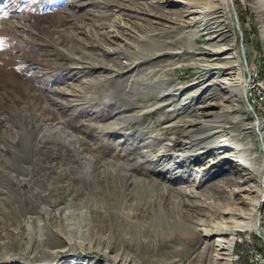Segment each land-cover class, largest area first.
<instances>
[{"label": "rangeland", "instance_id": "374dc122", "mask_svg": "<svg viewBox=\"0 0 264 264\" xmlns=\"http://www.w3.org/2000/svg\"><path fill=\"white\" fill-rule=\"evenodd\" d=\"M203 1L0 0V264H22L21 259L27 264L49 263L44 257L50 255H43L37 242L28 255L23 251L27 246L16 235L26 238L28 232L20 219L23 214H37L43 205L46 213L54 212L56 206L72 205L79 215L80 210L85 211L79 206L86 200L85 193L95 200L84 205L91 211L89 225H94L96 233L88 234L92 245L85 257L96 264L107 258L105 248L109 256L120 255L127 264H247L250 253L264 264V181L247 179L241 186L230 158L218 160L196 187V195L185 197L188 201L177 218L169 210L172 219L165 225L164 215L159 216L157 224L163 226L164 234L158 233L154 223L141 220L137 225L133 215L128 223L134 224L123 236L124 219L118 224L121 217L116 209L99 201L101 197L120 199L128 189L127 176L112 172V160L130 162L131 166L126 165L136 178L143 171L162 178L154 157L144 155L141 139L150 130L155 138L180 144L179 130L194 111L193 115L205 111L208 124L222 123V137L210 144L217 143L213 151L226 135L235 144H250L252 151H262L258 132L264 139V0H209L210 10L217 12L226 34L220 40L208 36L211 21L195 34L187 27L188 18L197 16L192 10ZM116 16L122 25L114 21ZM111 23L119 43L102 36ZM134 42L144 47L133 48ZM147 67L164 69L168 82L161 84L140 70ZM227 72L234 78L236 100L230 104L229 114L222 116L227 107L219 82ZM250 75L257 83L249 82ZM167 84L178 89L161 92ZM242 86L246 93L240 97ZM161 94H167L165 101L139 112L137 98ZM179 100H183L180 105ZM205 102L209 105L204 107ZM200 126L194 127L201 131ZM55 127L64 129L57 133ZM80 152L97 160L92 165L83 160L89 169L84 172L81 168L82 177L76 176L74 167L64 177L51 176L50 167L77 164ZM67 195L72 202L68 205ZM256 199L259 211L251 212ZM170 202L164 199L166 208ZM241 212L246 213L244 220L259 217L260 232L238 229ZM143 216L147 220L150 213ZM72 217L75 230L84 225L81 217ZM197 222L201 223L196 229L190 226ZM223 227L226 233L221 235L217 231ZM187 228L194 229V234H183ZM234 228L224 256L230 259H219L216 249L227 247ZM71 236L73 239L75 234ZM46 237L47 247L59 243L52 233ZM217 237L226 241L216 243Z\"/></svg>", "mask_w": 264, "mask_h": 264}, {"label": "bare ground", "instance_id": "6f19581e", "mask_svg": "<svg viewBox=\"0 0 264 264\" xmlns=\"http://www.w3.org/2000/svg\"><path fill=\"white\" fill-rule=\"evenodd\" d=\"M191 1H194L191 3L197 4L198 0H191ZM208 1L209 0H204L202 4L200 3L198 4V6H195V8L192 11H194L197 16H192L188 18L189 20H188L187 27L192 30L191 34L193 33L195 34V30L197 28L204 27V25L206 26V24H208L207 23L208 21H211L213 24V29L210 30L211 34H208V36L214 35L216 39L220 40L222 38H225L226 34L223 31V27L220 21L218 20V18H216L217 16H215L217 15L216 14L217 12H215L212 9L210 10L211 8L210 6H212V4L208 5ZM114 21L118 25H122L120 22H118L119 21L118 16L115 17ZM107 27H108L107 31L102 33L104 34L102 36H106L108 39L110 40L113 39L114 41H116L117 35H116V29L113 23L107 25ZM141 36L145 37L144 35H141ZM146 38H149V37L147 36ZM117 42L119 43L118 40ZM143 47L144 46L142 44L140 45L136 43L133 48L142 49ZM212 65L217 66L215 64H212ZM140 70L144 72V74L147 72L146 75L148 76L155 77L154 79L159 81L161 84L163 83L165 85L164 82H168V80L164 78L165 77L164 69L156 70L154 68L147 67L145 69L140 68ZM111 71H117V68L112 69ZM233 79L234 78L232 77V73L227 72L225 73V76L222 78V80H220L219 82L222 89L225 90L223 94L225 95L224 100L226 103L225 105L227 107L222 116H225V114L226 115L229 114L228 113V110L230 109L229 106H231L230 104H232L236 100V98H234V91L237 88H235ZM249 80H250L249 81L250 83H253V81L251 80V75L249 76ZM177 89H178L177 87L176 88H174L173 86L169 87V85L167 84L165 89H162L161 92L168 91L172 93V92H175ZM239 89H240V92L238 94L241 97L242 92L244 94L246 93V88L242 86ZM147 95L145 94V96ZM166 95L161 94L159 96H155L154 98H150V99H145L143 97L137 98L136 102H140L139 104H137V107L139 108L138 109L139 112L142 113L146 111L149 105L152 107L159 105L160 103L166 100L165 99ZM150 100H153V101H150ZM183 100H179L177 104L180 105L181 101ZM145 102L147 103L152 102V103L145 105L143 104ZM208 103H206L204 107L209 105ZM247 108L250 111V113H252V108L249 106H247ZM194 112L189 113V115L186 117L187 118L186 121L183 123L181 127L182 129L179 130V134H181L180 144H176L174 141H171V140L168 141V140H161L159 138H155L153 135H150L151 131L149 129H148L149 135H146L147 137L141 139L142 143L145 145V148H146V152H144V155L146 156L150 154L154 157L153 159H154V164L157 168L156 170H158L159 174L162 175V178L159 179L157 177V179H155L154 176H152L153 175L152 171L151 173L149 172V174L147 175L143 174L144 171L140 172L139 175L143 177L137 176L138 178H136L134 177L135 176L134 174H133L134 176H132V174L129 172L130 170H129L128 165L130 164L128 163L130 162H127L125 160H122V161L112 160V162L114 163H110L113 173L117 172L118 170V171H122L127 176L125 180V184H128V189H126L125 192L122 193L123 196L120 199H117V200L111 199L107 201L106 199L101 197L99 198V201L101 204H109L116 209V214L121 217V219L117 218L118 224H120V220L122 221V219H124V223L126 224V226L124 227L123 236L127 233V229L129 230L130 225L132 224V223H128L129 222L128 219L130 217H133V215L136 218L135 222L137 225H139L141 220H144L148 224H151V225L154 223L158 227L157 228L158 233L164 234L163 226L157 224L159 221H161V218L159 216L164 215L165 217L164 222H166L165 225L167 223H170L171 222L170 219H172V218H169V215L167 214L169 210L170 212L173 211L174 213H176V218H177L178 217L177 213L182 212V205L188 201V199H186L185 197L187 195L188 196L196 195V187H198L201 184L202 178L206 174H208L211 171V169H213L214 167L218 165V162H217L218 160L225 162L226 158H230L229 160L234 164V171H236L237 178H238V181L241 183V186L243 185L242 181L247 180V179H255L257 181L259 179H263L264 181V139H263V136L260 134V132H258L259 131L258 128H257V132H258V135L260 136V139L258 140V144L259 146H262L263 148L262 151H259V152L254 151V150L252 151V149H250L251 148L250 144H241V145L235 144L233 142L234 141L233 138L230 135H226L223 138H221L222 144H220L217 151H213L212 147L215 146V144L217 143L215 142L212 145L210 144L214 142L215 139H217L218 137H222V135H219L220 131L222 130L221 128L222 123L220 124L219 121H216L213 124H208L206 123V120H205L206 118H204L206 115L205 111L200 110L198 113H196L198 116H196V114L193 115ZM118 121L119 122L117 123H120L122 121L120 117H118ZM195 124H201L200 128H202V130L197 131V129L194 127ZM256 125H259V123H255V126ZM59 129H64V128L55 127L53 131L57 130V133H58L60 132ZM175 132H177V130H175ZM194 135L195 137L193 138ZM233 144L235 145L234 147L232 146ZM230 148H232V150H229ZM84 159H87L89 163H91V165L97 162L96 159H88L84 154H82V152H80V157L78 159L79 161L77 162V164H71V165L68 164L65 166L57 165L58 167H50L49 170L52 173L51 176L55 177L56 179L60 177H64L66 170H69L70 167H74L75 170H77L78 172L76 176L80 175V177H82L83 175L79 172L81 168L84 172H87V170L89 169L87 165L83 162ZM119 162L123 165L118 164ZM103 163H106V162H103ZM123 166L127 168H124ZM133 172L137 174L138 171L137 169L133 168ZM154 172H157V171H154ZM144 173H147V171ZM135 182L139 183L140 185L138 184V186H135ZM173 186H177V187L173 188ZM114 187L115 189H117L116 186ZM240 189L242 190L243 187H240ZM260 190L261 188H257L256 191L260 192ZM263 190H264V186H263ZM84 195L86 197V200L81 201V203H79L80 204L79 206H83L85 208V211L83 212L82 210H80L79 215L74 213L76 212V210H78L77 207L68 205L72 203L69 195H67L68 198H66L65 200V202H67L68 207L70 206L69 208L62 207V206H56L54 208V212L51 211L53 213L51 212L49 213V211L46 213L45 212L46 206L43 205L38 210L37 214L33 216H30V215L25 216V214H23V217L20 219L19 222L22 223V226L28 233L26 235V238L24 234H21V233L17 234L16 239L23 240L24 244L27 246L26 248H24L25 250H23L25 251L26 255L31 253L29 252L31 246L33 245L36 246L35 244L37 242L41 244V249L39 251H41L43 255L45 254L50 255L49 258L44 257L46 261H49V263H46V264H57V263L60 264L64 262H70L72 264H96L97 261H95L93 258L85 257L86 252L91 249V245H92L91 244L92 238H90L88 234L91 233L94 236V234L96 235V233L94 232V228H93L94 225L92 226L89 225V223L91 222L90 217H92L91 211L89 210L87 205H84L86 204V202H90L91 204V201L93 200L92 199L93 195L89 194V196H87L86 193ZM167 198L170 199L171 202L169 203L170 205L169 206L167 205L168 207L166 208V205H164V199H167ZM93 201L95 202V200ZM259 207H260L259 200L256 199V201H253L250 211L258 212ZM42 211L45 212L46 214L43 215ZM229 212H231V210H229ZM144 213H148V214L150 213V217L147 218V220L143 216ZM74 215L81 217L82 221L85 222L83 226L79 225L76 230L74 229L71 223V221L74 220L72 217ZM245 215L246 213L244 212H241L238 214L239 218H241L238 223V229H250V230L260 232L259 217H255L252 220H250L249 218H247L248 220H244L246 218ZM200 223L201 222L190 224V226L196 229V227H198ZM173 224L177 225V222ZM16 229L17 231L19 230L18 228ZM194 229L192 230V229L187 228V230L184 231L183 234H186L191 231V235H193ZM199 229L202 230V228H199ZM235 229L236 228L232 229L229 233L230 237L228 238V241H227V247H223V246L217 247L216 255H218L219 259H228V257L224 258V256L228 255V252H229L228 247L231 245L230 244L231 240H233V235H234L233 232ZM46 231L48 233L53 234L56 240L55 242H59L54 247H47V237L46 236L48 233L46 234ZM217 232L222 235L226 233V229L223 227V228L218 229ZM74 234L75 236L72 239L71 235H74ZM222 241L225 242L226 240L224 238H219V237L215 239L216 243L217 242L220 243ZM104 253L107 255V258L103 259V262L101 264H127V262H124L122 260L120 255L116 257L109 256L108 255L109 250H107L106 248L104 250ZM11 258L13 257L8 256L7 259L11 260ZM23 261L22 259L20 260L22 264H27Z\"/></svg>", "mask_w": 264, "mask_h": 264}, {"label": "built area", "instance_id": "2783aa9c", "mask_svg": "<svg viewBox=\"0 0 264 264\" xmlns=\"http://www.w3.org/2000/svg\"><path fill=\"white\" fill-rule=\"evenodd\" d=\"M252 81L253 83H257V80ZM247 264H262V261L256 256V254L250 253V262H248Z\"/></svg>", "mask_w": 264, "mask_h": 264}, {"label": "trees", "instance_id": "16d2710c", "mask_svg": "<svg viewBox=\"0 0 264 264\" xmlns=\"http://www.w3.org/2000/svg\"><path fill=\"white\" fill-rule=\"evenodd\" d=\"M241 17H242V15H241ZM241 20H242V18H241Z\"/></svg>", "mask_w": 264, "mask_h": 264}]
</instances>
